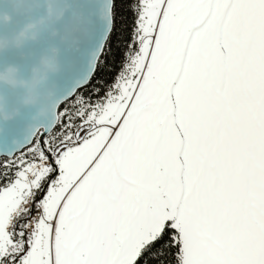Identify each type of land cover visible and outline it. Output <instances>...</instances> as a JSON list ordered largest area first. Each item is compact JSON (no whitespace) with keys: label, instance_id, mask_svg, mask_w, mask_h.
Instances as JSON below:
<instances>
[{"label":"snow or ice","instance_id":"snow-or-ice-1","mask_svg":"<svg viewBox=\"0 0 264 264\" xmlns=\"http://www.w3.org/2000/svg\"><path fill=\"white\" fill-rule=\"evenodd\" d=\"M121 6L103 83L0 151V264H264V0Z\"/></svg>","mask_w":264,"mask_h":264},{"label":"clouds","instance_id":"clouds-1","mask_svg":"<svg viewBox=\"0 0 264 264\" xmlns=\"http://www.w3.org/2000/svg\"><path fill=\"white\" fill-rule=\"evenodd\" d=\"M84 18L81 0H0V119L11 118L9 93H18L35 116L51 115L61 78H75L76 58L88 38ZM43 37L53 43L27 67L4 59L9 54L23 59L24 50Z\"/></svg>","mask_w":264,"mask_h":264},{"label":"water","instance_id":"water-1","mask_svg":"<svg viewBox=\"0 0 264 264\" xmlns=\"http://www.w3.org/2000/svg\"><path fill=\"white\" fill-rule=\"evenodd\" d=\"M111 5L112 0H81L85 17L82 27L87 32L88 38L76 58L75 78L73 79L67 74L61 78L60 94L51 103V115L35 116L34 108L20 103L18 93L8 94L7 107L11 118L0 119V151H12L30 140L38 129L50 128L58 106L69 100L78 89L86 85L111 29ZM51 43H53L52 40L43 37L24 50L23 59L19 54H9L4 59L15 60L27 67ZM61 47L63 46L61 45Z\"/></svg>","mask_w":264,"mask_h":264},{"label":"trees","instance_id":"trees-1","mask_svg":"<svg viewBox=\"0 0 264 264\" xmlns=\"http://www.w3.org/2000/svg\"><path fill=\"white\" fill-rule=\"evenodd\" d=\"M123 0H112L111 5V29L108 35V38L106 40L105 46L102 49L101 54L99 55L95 68L86 83V85L80 89H78L74 95L71 97L74 99L75 96H82L86 95L88 90L94 85V84H102L103 81L98 79L96 74L101 70L104 69L106 71H112V67L109 63V61L112 58V53L114 46L115 47H121L122 42L124 41L125 37V30L127 28V19L124 14V8L121 6ZM118 71V70H117ZM115 80V77H113V82ZM97 97L93 96L92 99H96ZM68 102V100L62 102L59 106L57 111L60 108H63L65 104Z\"/></svg>","mask_w":264,"mask_h":264},{"label":"built area","instance_id":"built-area-1","mask_svg":"<svg viewBox=\"0 0 264 264\" xmlns=\"http://www.w3.org/2000/svg\"><path fill=\"white\" fill-rule=\"evenodd\" d=\"M80 97H81V96H75V97H74V100H75V101H79V100H80Z\"/></svg>","mask_w":264,"mask_h":264}]
</instances>
